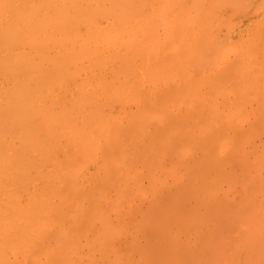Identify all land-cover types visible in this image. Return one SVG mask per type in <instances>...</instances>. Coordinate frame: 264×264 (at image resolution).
<instances>
[{
    "label": "bare ground",
    "instance_id": "obj_1",
    "mask_svg": "<svg viewBox=\"0 0 264 264\" xmlns=\"http://www.w3.org/2000/svg\"><path fill=\"white\" fill-rule=\"evenodd\" d=\"M257 37L264 0H0V264H149L165 255L157 245L115 247L151 226L127 230L134 199L161 200L171 177L178 201L181 183L195 193L196 174L201 203L216 190L232 200L236 187L239 204L256 198L232 217L234 235L264 264V143L244 166L252 181L222 162L264 113Z\"/></svg>",
    "mask_w": 264,
    "mask_h": 264
},
{
    "label": "rangeland",
    "instance_id": "obj_2",
    "mask_svg": "<svg viewBox=\"0 0 264 264\" xmlns=\"http://www.w3.org/2000/svg\"><path fill=\"white\" fill-rule=\"evenodd\" d=\"M245 34H246L245 32L244 33L241 32V33H239V36L241 38H243V36L245 37ZM257 39H259V41H260L261 37L256 38V41L254 44H258V45H255V46L253 45V46L254 47L257 46L258 48L260 47L259 49L262 50V48H264V46H262V44L264 45V42H262V44H261L260 43L261 41L259 42ZM259 44H261V45L259 46ZM254 47H252V48H254ZM255 49H257V48H255ZM257 57L261 58L260 56H257ZM259 58L258 59L256 58V61L258 60V62H255V58L253 59V61H251L253 63V66H252V64H251V66L254 67L253 69H255V66H254V65H256L255 63L258 64L259 61L261 62V60H259ZM238 63H239L238 61H234L235 65L232 63V67L234 68V67L238 66L239 65ZM257 69H258V65H256L255 70H257ZM263 69L264 68H262L261 70L264 72ZM237 78H238V82H240V83L242 82V80H244V78L242 79V77L241 78L237 77ZM237 78H236V80H237ZM232 80H233V82H235L234 78ZM252 106H254V104ZM257 108L258 107L256 106L255 111H257V110H260V111H258V113L255 112L256 117L253 118L251 123H249V126L251 125L250 127H248V125H246L247 128L245 126H244V128H243V126H241V127H238L237 129H232L233 132H231V136L235 138V140L233 138V141L237 140L236 141L237 143L235 144L237 146L238 143H240V145H241L245 141V136L249 130L248 128H251L247 134L248 136H246V138H247L250 135V137L248 138L249 142H247V145L244 147V149L241 151L240 155L238 156L239 159H241L243 162L241 160L238 161L239 160L238 157L236 159H233L232 156H234L233 155L234 152L232 151V149H229L231 151H229V150L227 151L224 158L221 157L222 160L227 159L226 160L227 164H229V162H230L229 166L228 165L225 166V168H226L225 171L226 172L229 171L230 174L232 173L233 177H234L235 172H236L235 177L236 176H238V177L243 176L242 178H240V179H243V182L246 181V179H247V181L249 179L251 181L254 180V176H255L254 174L255 173L253 172L254 173L253 174L252 171H248V173L250 172V174H248L247 172H246L247 173L246 174L245 171H247L246 170L247 168L244 166L246 164V161H250L251 160L250 158L255 155V154H253V153H255L254 151L258 152V150L262 148V147H260V145H263V143H264V140H263V138H264V116H261L262 114L264 115V113H263V111H261V109H259V108L257 109ZM259 112H261V113L259 114ZM257 114H259V116H257ZM260 118H263V120H261ZM218 127H221V126L219 125ZM240 128H241V130H240ZM245 128L247 129V132H246V130H244ZM242 129L246 132L245 134L243 133L244 131H242ZM234 130H237V131H234ZM241 134H243L244 136ZM242 140H244V141L241 143L240 141H242ZM240 145L237 147H242ZM229 152H231V153L233 152L232 156H231V153H229ZM196 155L198 157L199 154H195L193 156L196 157ZM243 155H244V158H241V157H243ZM194 157H192V159L190 158L188 161L186 160L190 166L191 165L194 166L196 161L200 160L199 157L195 158V159H194ZM217 158H219V157H217ZM224 160L222 162H224ZM239 162H240V164H239ZM242 163L244 165H241ZM240 165L242 166V168L240 167ZM210 167H212V168H210ZM214 167H216V166L214 165ZM216 169H214L213 166H208V169H207V166H206V169L203 170V171H206L205 172L206 174H203V176L204 177L206 176L208 178V175L211 176V174L213 173L211 170H216ZM237 171H238V173H237ZM215 172L212 174V176L215 177V175H216V176L220 177V175L217 174L218 171H215ZM229 172L227 175H230ZM189 173H191V172H189ZM195 174H196L195 172H192V175L190 174L191 177L193 176L192 177L193 179L196 177V176L194 177ZM240 174H242V176H240ZM243 174H245V177ZM196 175H197L196 178H199V179L196 180V184L197 183L198 184H197V186L194 185V187L196 186V187H198V189L195 187L194 189H192L193 192H195V193H191L192 191L190 192L189 187H187L186 184H185L186 187L183 185L185 182L181 183V189L182 190H180V193L182 194V196H181V194H179L180 196L179 195L176 196V199H179V200L178 201L174 200L176 202L175 204L173 201V198L175 197V195L173 197V193H172V192H174V194H175V188H174L175 185H173L174 182H173V179H171V177H169V178L172 181L168 177L166 179V181L168 182L167 183L168 189L166 188V192H164L165 194L160 196L161 200H159L157 198L155 200L152 199L153 200L152 201V200H150L151 197H147L146 199H143L142 201H140V200L138 201L137 199H134L133 205H136L138 210L136 208L137 211H134L133 210L134 207H132V210H131L132 212L130 213V216H132L133 219H131V217L129 219V220H131L132 224L131 223L128 224V222H130V221L129 220L127 221L125 219L126 220L125 226H127V230H129L128 226H130V227H131V225L133 226L132 220H134V224H135V222L140 223L141 222L140 220H142V222H143L144 221L143 219H146V218H147L146 219V222H147L148 218H151V220H152L151 226H150V228L148 227L146 229V231H144V232L142 231L143 234L139 233V234L133 235L135 237H133L131 235L133 233V230H134L133 227H131L130 228L131 231H129L131 233L130 235H129V232H127L128 234L126 233L124 235L125 239H124V237H122L120 239L121 241L120 240H119V242L116 241V243H115L116 249L121 250L124 246L126 247L127 242L129 245L130 243H133V241L134 242L136 241L135 244L137 246L142 244L141 245L142 247L148 246L149 242L151 243V245H157V247H156L157 252H162V254L165 253V255L158 254V256H153L155 258V260H151V258L152 259H154V258L151 257L152 255L150 256V254L148 253L150 257H148L149 259L146 262H150L149 264H181V263H183V264H209L210 261H212V260L215 261V264H256V261L254 259L255 256L257 255V251H256L255 246L245 245L244 242H242V246H240V247L237 245V240H236V237L234 235V232H235V230H236L237 234H239L241 232L237 228L236 220L232 218L233 216L237 215L238 212L243 211L244 208L245 209H251V208L256 207L258 204V203H256V198H251L249 200V204H247L246 206H245V204H241V203L239 204V201L242 200V198H239L240 197L239 195H242L243 190L240 189L241 187L240 188L236 187L235 188L236 190H234L235 196L232 195L234 198L232 200H228V199L224 198L225 195L222 194L223 191L222 192L218 191V193H217V190H216V192H215V194H217L216 199L209 201V203H201V201L198 197L199 194H201V192H198V191L201 190L200 189L201 188L200 183L202 182V180H200L201 177L198 176L199 174H196ZM146 176L144 173L139 178H140L141 184L147 188V185H148L150 179H148L149 177H146ZM211 177H209V179ZM218 177H215V178H218ZM199 180H200V182H199ZM171 183H172V185H171ZM219 189H220V187H219ZM188 190H189V192H187ZM236 191H239L238 192L239 197L237 196ZM250 191H252V190H250ZM240 192H242V193L240 194ZM187 193H188V196H187ZM189 193H191V195ZM166 194H168V195H166ZM169 194H171V195H169ZM149 200H150V202H149ZM176 204H177V207H175ZM122 206H124L123 211L126 210L125 207L128 208L127 205H125L124 203ZM151 208H154V212L152 213L153 215L151 217L150 216L146 217L147 214L148 215L151 214L150 211L153 210ZM172 208H173V210H172ZM144 211L146 213L147 212L148 213L146 214ZM142 212H143V214H142ZM154 213H156V214H154ZM197 213H199L201 217L198 216ZM126 217L129 218V216H126ZM148 221L150 222V220H148ZM146 222H144V223L146 224ZM149 222H147V223L149 224ZM126 223H127V225H126ZM153 225L154 226L159 225L158 227L155 226L157 228V230H155V227L152 228ZM155 232L157 234H155ZM144 233H146V234H144ZM157 237H158L157 241L159 242V244H157V243L152 244L153 241L157 242L156 241ZM133 238H134V240H133ZM223 238H224V243L222 245L221 250H220V246L217 248H214V250H211L209 248V245H213L215 247V246L221 244V241L223 240ZM128 239H130L132 242L130 241V243H129V241H127ZM153 239H155V240H153ZM164 244H165V246H164ZM141 246H139V247H141ZM166 246H167V248H170V250L172 248H174V250L172 249L173 252H171L170 250L167 251V252H171L172 254H168L165 251V250H168V249H165ZM158 247L160 248V250L158 249ZM163 248L165 250H163ZM130 252H132L133 254H131ZM130 252H129L130 254L128 253L127 257L129 259L131 257L130 255H132V257L130 259V261H132V262H130L128 259L127 260L130 263H134V259H135V262L139 261V260H137V258L139 259L141 257L140 253H139L140 251L131 249ZM135 253H137L139 257H137V254H135ZM148 254H146V256Z\"/></svg>",
    "mask_w": 264,
    "mask_h": 264
}]
</instances>
